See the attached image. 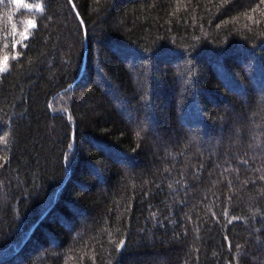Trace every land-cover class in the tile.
Here are the masks:
<instances>
[{"label": "trees", "instance_id": "16d2710c", "mask_svg": "<svg viewBox=\"0 0 264 264\" xmlns=\"http://www.w3.org/2000/svg\"><path fill=\"white\" fill-rule=\"evenodd\" d=\"M5 56L0 264H264V0H2Z\"/></svg>", "mask_w": 264, "mask_h": 264}, {"label": "snow or ice", "instance_id": "6c2138e0", "mask_svg": "<svg viewBox=\"0 0 264 264\" xmlns=\"http://www.w3.org/2000/svg\"><path fill=\"white\" fill-rule=\"evenodd\" d=\"M0 2H2V0H0ZM15 3L21 4L22 0H15ZM22 6L25 7V8L30 7V5H28V4H23ZM37 8H39V5H37ZM9 19H11V17H9ZM27 23H28V25L30 27H34L35 26L34 22H32V21H28ZM13 28L15 29V25H13ZM21 35H23V33H21ZM7 59H8V57L5 56L4 59H3V62H0V72H4V71L7 70V63H6ZM13 59H15V57H13Z\"/></svg>", "mask_w": 264, "mask_h": 264}, {"label": "water", "instance_id": "95a60500", "mask_svg": "<svg viewBox=\"0 0 264 264\" xmlns=\"http://www.w3.org/2000/svg\"><path fill=\"white\" fill-rule=\"evenodd\" d=\"M86 53V49H85V51H84V54Z\"/></svg>", "mask_w": 264, "mask_h": 264}]
</instances>
